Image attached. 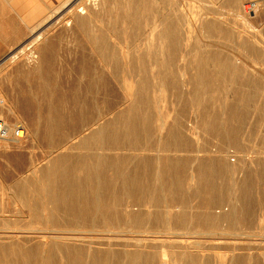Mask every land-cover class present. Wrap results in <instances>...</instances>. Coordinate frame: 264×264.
<instances>
[{"label":"bare ground","instance_id":"1","mask_svg":"<svg viewBox=\"0 0 264 264\" xmlns=\"http://www.w3.org/2000/svg\"><path fill=\"white\" fill-rule=\"evenodd\" d=\"M133 4L134 10L128 0H115V18L110 24L115 25V36H122L124 40L112 43L106 40L104 27L100 29L101 34L95 35L98 60L80 65L86 78L81 77L79 84L77 80L70 81L76 87L73 89L76 94L64 101L67 104L62 105V100L55 99L49 107L45 128L58 153L46 161V166L41 165V169L14 187L19 202L16 212L26 213L40 226L32 230L39 228L44 232L21 239H16L12 232H0V264H264V213L256 219V202L250 190L253 186L248 187L253 183L248 155L237 153L233 148L240 139V130L236 125H227L230 117L225 116V111L245 106L251 100V93L238 92V101L218 103L212 109L219 115L212 121L204 115L195 116L194 120L198 121L188 123L191 126L215 124L219 142L198 147L196 157L156 156L154 170L147 163L148 144L158 138V133L152 131L153 122L161 119L154 112L158 103L157 88L172 87L178 99L185 98L183 87L186 86L192 97L203 91L202 87L215 85L216 80L231 83L239 78L240 68L247 64L248 57L255 61L251 63L255 77L242 76L240 83L248 88L264 84V47L260 52L256 45L251 47L244 41V58L238 55L236 63L227 61L223 62L225 66L214 64L211 68L207 61L196 60L205 57L201 52V37H210L219 31L227 34L228 30L216 26L215 21L202 20L196 30L198 41L192 48L189 46L187 55L191 62L187 66L190 79L179 82L178 77L185 74L180 67L169 64L178 59L180 49L176 18L159 11L157 19L151 22L149 19L156 10L150 1L135 0ZM78 11L77 18L87 21L88 9L81 6ZM144 16L150 25L143 24ZM72 22L67 21V25ZM120 22L128 28L120 26ZM146 28L152 33L150 37L145 35ZM42 35L38 34L25 46L41 44ZM32 53L34 56L35 52ZM15 57L16 54L12 58ZM91 71L95 73L92 77L87 74ZM115 85L123 90L122 94L115 95ZM82 86L95 92L92 99L96 115L90 119L82 116L81 108L91 104V99L83 94L86 91L80 90ZM100 89L110 91L109 100L102 104L98 102ZM263 102L257 108L263 109ZM66 109L69 115L61 113ZM66 122L71 125L74 136L60 130ZM84 124L87 127L78 130ZM88 159L95 162L94 168ZM163 160L167 167L200 168L189 170L187 197L178 194L181 190L178 176V180H157L156 184L149 181L152 177L173 176L174 172L166 173L161 168ZM42 172L44 175L39 179ZM228 174H234L233 192L229 196L215 195L217 186L212 178H224ZM190 179L194 182L192 185ZM38 180L41 185H37ZM159 190L161 193L155 194ZM220 220L228 225L221 228L225 231L217 233ZM237 228L249 231L231 232ZM103 230L110 233L103 234ZM189 234L202 236L203 240L187 237ZM231 235L238 237H226ZM216 248L220 251H215Z\"/></svg>","mask_w":264,"mask_h":264},{"label":"rangeland","instance_id":"2","mask_svg":"<svg viewBox=\"0 0 264 264\" xmlns=\"http://www.w3.org/2000/svg\"><path fill=\"white\" fill-rule=\"evenodd\" d=\"M67 1L73 4L66 8L64 7L65 1L55 8L43 22L35 27L34 31L31 30V34L24 38L21 45L12 50V52H18H16L17 56L15 58L6 60L4 58V61H0L3 62L0 65V118L9 127L22 123L27 130L22 139L0 140V232H12L16 239L31 238L36 236L35 233L37 232H44L39 228L32 230V228L40 226L26 213L16 212L19 202H17L14 187L18 181L24 179L30 173L41 169V165L46 166V161L48 162L50 158H53L58 153V150L55 148L56 144L50 140V136L47 134L45 128L49 107L53 106L55 99L62 100L60 103L62 105L67 104L64 101H67L69 96L76 94L73 91V89H76V87H72L73 82L77 80V84H79L81 77L86 78L83 76L85 73H82L80 70V65L98 60L99 51L95 45V35L101 34L102 30L100 29L104 27L103 34L107 37L106 40L112 43L124 40L122 36L120 38L115 36L113 30L115 25L112 27V23L110 24L111 20L115 18V0ZM134 1L128 0L129 7L132 10L135 8ZM149 1L153 5L154 10H156L151 19H149L151 22L157 19L159 11H163L171 19L176 18L177 20L178 39L180 41L179 55L178 59L169 64L173 67H180L181 73L183 71V74H185L178 77L179 82H187L190 79L187 66H190L191 62L187 55H189L188 52L193 44L198 41L196 30L202 20L215 21L216 26H221L222 29L228 30L227 34L219 31L214 33L213 36L207 37L208 35H204L201 37V52H203L202 54L205 57H208L206 60L210 63H206L209 67L213 68L214 64L221 66L223 62L227 61L229 63H236L235 59L238 55L244 58L243 54L246 48V44H243L244 41L249 42L251 47L256 45L258 50L262 52V48L264 47V0ZM94 2L97 4L94 5ZM81 6L86 7L90 15V19L85 20L86 22H80L77 18L78 9ZM149 20L145 16L142 18L145 26L150 25ZM67 21L73 22L68 26ZM119 25L128 28L122 22ZM149 30V28L145 29V35H148V37L152 34ZM39 31L43 34L42 43H35L31 48H27L25 44ZM151 37L154 38V36ZM20 47L23 49H20ZM32 51L35 52L34 56ZM36 55H38V58ZM226 57H229V59ZM254 62L253 58L248 57L247 64L240 63L242 67L238 73L239 78L233 80L231 83L229 80L223 83L217 81L219 83L216 82L213 86L202 87L203 91L195 95L193 94L192 97L188 95V87L186 86L183 87L185 98L178 99L175 98V90L172 87L166 88L163 86L157 88L158 103L154 112L156 115L159 114L161 119L153 122L152 131L158 133V138L150 141L148 144L150 149L147 153L150 159L147 163L154 170L156 167L154 166L155 160L153 159L156 156L176 155L196 157L198 155V151H196L198 147L204 148L208 147L207 145L219 142L221 138L215 133V124L209 123L207 126H203L201 123H198L191 126L188 123L190 121L192 123L194 121L197 122V119L194 120L195 116L199 118L204 115L210 117L209 119L212 121L219 115V112H214V109H212L217 108L218 103H234L238 101L236 99L238 92L251 93V100L248 103H244L245 106L239 109L236 107L231 108L229 112L225 111V116L230 117V120L226 123L227 125H236L240 130V139L237 142V146L233 145V148L237 153L239 151L248 155V165L251 169L250 176L252 175L251 183L253 182L252 185L249 183L248 187L253 186L250 190L256 202L255 217L257 219L261 213H264V108H257V105L260 106V102L264 101V84L261 83L248 88L240 83L242 76L255 77L254 67L251 66V63ZM262 64L264 65V61ZM87 74L92 77L91 75L95 73L91 71ZM105 74V80L108 83L107 78L109 73L107 70ZM72 80L73 82L70 83ZM242 88L243 91L241 90ZM81 89H84L86 93L83 94H86L91 99V104H87L84 108H81L83 110L82 116L90 119L96 115L95 101L93 100L95 92L88 88L86 90L84 86ZM99 92L98 102L100 104H102V101L109 100L110 91L100 89ZM122 93L123 90L115 85V95ZM176 106L177 108L175 109ZM198 108H201L200 111ZM203 109L206 111H202ZM61 113L69 115L68 109L61 111ZM219 124H221L218 125L219 127H223L222 123ZM70 127L71 125L66 122L60 126V130H64L67 133L70 132L71 137L75 134H72ZM86 127L87 125L84 124L78 130ZM161 133H163L164 137L160 136ZM166 135L169 136L167 137ZM258 160L259 163H255ZM88 162L92 163L93 168L95 167L93 160L88 159ZM165 163L163 160L161 168L166 173L174 172L172 173L173 176L169 178L152 177L149 181L152 184H156L157 180L163 181V179L170 180L171 178L178 180L176 177L178 176L181 183L180 189L182 190H179L178 194L187 197L189 193L186 192V182L189 181L191 176L189 170L199 171L200 168L190 165L167 167ZM80 170L83 171V169ZM234 174L237 177L239 173ZM234 174H228L224 178H212L217 186L215 195L229 196L233 192L232 189L235 188ZM43 175V172L39 173V179H42ZM191 181L190 179V184L192 185L194 182ZM37 185H41L39 180ZM152 189L155 190L156 188L153 187ZM155 192V194H160L161 190ZM164 192H168V190ZM3 221L7 223L5 224ZM218 225L220 229L216 232L222 233L225 230L221 228L226 227L228 222L220 220ZM248 231L244 228H237L231 232L246 233ZM101 233L108 234L110 232L103 230ZM196 235L189 234L187 237L203 240L202 236ZM220 237L224 238L225 236ZM226 237L238 236L231 235ZM223 245L226 244H221L220 246ZM199 250L201 252L206 251V249ZM214 250L220 251L217 248Z\"/></svg>","mask_w":264,"mask_h":264},{"label":"crops","instance_id":"3","mask_svg":"<svg viewBox=\"0 0 264 264\" xmlns=\"http://www.w3.org/2000/svg\"><path fill=\"white\" fill-rule=\"evenodd\" d=\"M65 1L64 7L66 8L73 4L67 0H0V61L4 58V60L12 58L14 54L17 56L18 52H12V50L21 45L24 38L31 34V30L34 31L35 27L43 22L49 13ZM38 34H42V32H37L30 41ZM20 49L22 48L20 47ZM207 58H197L196 60L207 61ZM2 63L0 62V65ZM208 63L210 62L208 61ZM225 65L227 64L222 63L221 66Z\"/></svg>","mask_w":264,"mask_h":264},{"label":"built area","instance_id":"4","mask_svg":"<svg viewBox=\"0 0 264 264\" xmlns=\"http://www.w3.org/2000/svg\"><path fill=\"white\" fill-rule=\"evenodd\" d=\"M26 131V127L22 123H19L14 127H9L6 122L0 118V140L22 139L25 136Z\"/></svg>","mask_w":264,"mask_h":264}]
</instances>
